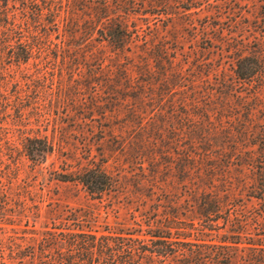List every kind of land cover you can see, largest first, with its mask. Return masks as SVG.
Wrapping results in <instances>:
<instances>
[{"label":"trees","instance_id":"trees-1","mask_svg":"<svg viewBox=\"0 0 264 264\" xmlns=\"http://www.w3.org/2000/svg\"><path fill=\"white\" fill-rule=\"evenodd\" d=\"M242 2L250 0H0L1 259L18 264L25 260L31 264H264V161L243 157L235 163L238 169L249 164L253 176L247 184L236 175L228 186L234 190H229L225 180L217 179L216 162L199 154L223 149L225 136L214 141V129L191 117L204 119L207 111L218 112L236 91L232 74L225 68L216 70L212 80H204L210 67L192 61L203 57L214 42L220 43V51L233 63L232 73L239 82L250 83L254 92L264 80L263 37L256 38L254 47L245 51L242 46L247 40L241 35L246 27L264 31V0L254 1L249 9H242ZM86 8L90 9L87 19L81 17ZM237 11L248 18H236ZM149 17L163 23L150 26ZM175 18L183 22L179 29L190 32L189 40L201 43L191 56L192 69L187 75L176 56L181 38L176 30H170ZM98 23L101 39L121 52L130 51L140 62L133 63L129 57L135 74L122 71L114 85L102 78L100 67L80 70L90 58L83 49L89 26ZM81 25L85 29L80 32ZM224 30L239 37L228 40ZM95 58L100 66L101 57ZM92 83L98 92L117 95L105 103L115 104L120 96L139 99L148 94L149 103L135 105L150 107L154 105L152 96L179 87L177 92L186 99L180 124L184 134L180 178L191 185L185 189L184 201L165 195L148 210L151 220L110 223L104 215L99 226L94 224L101 215L92 203L59 207L48 200L42 204L44 195L31 187L32 171L22 168L20 157L29 161L30 170H36L48 153L67 142L66 131L58 124V107L66 117L79 113L85 120L92 119L97 104L84 108L75 102ZM200 92L215 96V101L201 107L194 102ZM91 97L90 103L95 95ZM95 114L104 117L105 109H96ZM162 124L135 128L130 138L151 148L162 146L166 143ZM102 128L98 125L89 131L94 135L91 143L99 142ZM240 131L246 133L248 128ZM9 132L15 133V138ZM95 154L89 148L75 168L52 170L51 177L78 183L89 199L104 200L123 187L120 172L105 170L104 160ZM139 164L141 172L135 175L133 186L141 192L146 178L142 169L151 163ZM190 169L196 170L193 175ZM146 188L148 192L142 194L148 197L151 190ZM245 200L255 201L254 208H244ZM104 209L106 213L113 206L106 203ZM144 210L137 212L141 215Z\"/></svg>","mask_w":264,"mask_h":264},{"label":"rangeland","instance_id":"rangeland-1","mask_svg":"<svg viewBox=\"0 0 264 264\" xmlns=\"http://www.w3.org/2000/svg\"><path fill=\"white\" fill-rule=\"evenodd\" d=\"M254 1L257 3L261 0H250L249 3L242 2V9H247V6L248 9L252 8ZM88 11L90 9L86 8V14H79H81V17L87 19L89 17ZM240 14L238 11L235 12L236 18L240 17L243 20L248 18V16H240ZM130 19L128 21H131ZM149 23L150 26L154 24L160 26L163 22L157 17H149ZM180 24H183L182 20L175 18L170 25V30H176L177 35L181 38L178 42L179 48L176 56L180 58L182 63L181 69L183 74L187 75L189 69H192L189 62L191 56H194L201 43L199 40H189L190 32L185 28L179 29ZM100 27L101 24L99 23L95 26H89L90 35L84 40L83 49H85V54L90 56V58L79 67L81 71L100 67L102 78H105L114 85L116 84L114 79H116L119 73H121L119 75H122V71L125 70L132 75L135 74L133 70L135 66L130 64L132 62L130 58L134 61L133 63L140 62L130 51L121 52L101 39L98 31ZM143 27L145 28L146 26L142 25L141 28ZM82 29H85V26L81 25L78 31L81 32ZM160 30L162 31V29ZM241 35L247 40V43L242 46L245 51H250L254 47L256 38L263 37L264 39V31H255L252 27H246ZM223 36L228 40L239 37L237 33H228L227 30H224ZM220 49V43L214 42L210 49L204 53L203 57L198 56L197 59L193 58L192 61L199 63L205 69L210 67L208 78H204V80H212L215 77L216 70L222 67L225 68L228 74H232L231 78L236 91L228 96V105L222 107L218 112L207 111L208 113L205 114L207 118L204 119H200L201 117L196 115L191 117L208 125L212 131L214 129V141L219 142L218 140L225 136L224 142L221 143V145H224L223 149H220L221 151L208 149L204 154H202V151H199V154L201 153L203 158L211 159L212 161H209L212 163L213 161L216 162L215 173L217 179L225 180L228 183L226 187H228L230 183L235 181V177L237 178V176L244 179L247 184L251 181L253 169L249 164L242 165L240 169L236 168L235 163L243 161V157H251L250 159L253 162L257 158L264 161V80L253 92V86L250 83H241L234 78L231 69L233 63L223 54L225 52L220 51ZM95 57H101L100 66L98 65L99 60ZM186 59H189L188 62ZM79 67L76 69H79ZM150 68L154 69L152 63L150 64ZM139 80L132 81V85L138 83ZM155 85L154 81L151 82V86L155 87ZM95 86V83L90 84L75 99V102L84 108H90L93 107L92 105L97 104V108L94 107L93 111H91V120L83 119L79 113H75L74 117H66L62 114L63 109L58 107V111H60L58 124L66 131L65 140L67 142L64 141L60 147H55L51 153H48L39 166L36 167V170H30L29 161L24 157H20L23 163L22 168L32 171L29 174L31 187L42 192L44 195L45 200H43L42 204L44 205L48 200L54 201V204H57L59 207L64 205L85 206L92 203L101 215L99 220L94 224L95 226H99L101 223L100 219L104 215H107L106 218L110 223H113L114 220L126 223L133 221V219L135 221L142 220L143 222L151 220L152 215L147 216L150 213L148 210L156 207L159 204L158 201L165 195L180 202L184 201L186 198L185 193H187L185 189H188V186L190 187L191 185L184 183L180 178L183 175L179 166L184 146V134L180 124L185 115L182 107L185 106L186 99L182 100V97L177 92L179 87L174 88L175 90L169 94L167 93L157 98L152 96L151 103L154 105L150 107L142 104L135 105V102L147 101L146 103H149L148 94L142 95L139 99L120 96L117 97L116 101H113L115 104L105 103L107 99H113L117 95H106L101 91L98 92L95 90ZM237 90L238 92L240 91V97L236 96ZM92 93L95 95V98L92 99L91 104L89 101L92 98ZM214 97L205 92H200L199 95L197 94L194 102L201 107H205L209 101H215ZM96 109H105L104 117H97L95 114ZM157 113H161L162 115L159 118L165 120L160 121L157 118ZM153 122L156 125H160V122L163 123L164 127L161 130V134L164 136L166 143L162 146L157 145L151 148L147 143L140 144L135 138H130L133 134L131 131L135 128L144 127ZM4 125L9 126L10 124L6 123ZM98 125L103 127V131L100 133L101 138L98 143H91V141H94V135H91L89 131L96 129ZM243 127L248 128L246 133L240 131ZM8 135L12 138L16 136L15 133L12 134L11 132ZM17 145L19 146V144ZM158 146L161 147L160 152L157 150ZM88 147L92 153H96V158L104 160L103 167L105 170L112 174H115L117 171L118 173L120 172L121 186L123 188H119L120 190L117 193L107 196L102 201L89 199L78 183L61 181L51 177L52 170L62 172L65 169L75 168L76 163L84 159V155L89 149ZM232 147H234V150H231ZM148 161L151 164L147 168L142 169L146 178H144L141 183L142 186L139 188L141 192H138L137 188L133 186L135 182L134 177L137 173L141 172L139 162H142V166H146ZM195 171L194 169H190L192 175ZM146 187H149L151 190L148 197L142 194L143 192H148V188ZM228 189L234 190L233 187H228ZM242 190L245 191V188H242ZM245 202L247 203L244 208L249 210L253 209L256 204L254 203L255 201L245 200ZM106 203L111 204L113 209L105 213L104 207ZM139 208L145 209L141 215L137 212ZM49 220L46 219L48 223ZM0 264L18 263L10 262L6 258H0ZM22 264L31 263L25 260Z\"/></svg>","mask_w":264,"mask_h":264}]
</instances>
